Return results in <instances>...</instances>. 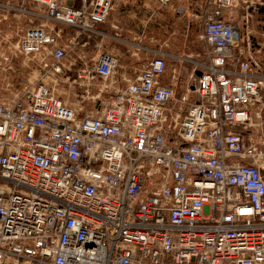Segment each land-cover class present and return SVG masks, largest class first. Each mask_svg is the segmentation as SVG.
<instances>
[{
	"label": "built area",
	"instance_id": "obj_1",
	"mask_svg": "<svg viewBox=\"0 0 264 264\" xmlns=\"http://www.w3.org/2000/svg\"><path fill=\"white\" fill-rule=\"evenodd\" d=\"M115 1L0 3V264H264V0L194 4L203 50L136 69L96 45Z\"/></svg>",
	"mask_w": 264,
	"mask_h": 264
},
{
	"label": "crops",
	"instance_id": "obj_2",
	"mask_svg": "<svg viewBox=\"0 0 264 264\" xmlns=\"http://www.w3.org/2000/svg\"><path fill=\"white\" fill-rule=\"evenodd\" d=\"M6 1L0 0V3ZM200 2L202 0H175L174 5L184 8L187 13L185 16H177L159 9L156 0H116L108 20L99 26L100 32L105 35L96 40V45H100L99 52L117 54L120 63L130 69L139 68L145 59L144 49L177 54L180 48L177 47L175 36L189 33L196 21L189 18L193 11L191 8ZM10 18H6L0 8V34H9L15 30L16 26L11 24ZM91 47L89 51L94 50L95 46Z\"/></svg>",
	"mask_w": 264,
	"mask_h": 264
},
{
	"label": "rangeland",
	"instance_id": "obj_3",
	"mask_svg": "<svg viewBox=\"0 0 264 264\" xmlns=\"http://www.w3.org/2000/svg\"><path fill=\"white\" fill-rule=\"evenodd\" d=\"M239 17L244 18L243 13H239ZM263 22H264V15L262 14L252 15L251 14L250 16L245 17L244 24L249 29V32L251 34L250 38L253 44L255 45L256 49L257 48L261 49V53H259V55H256V59H258V61L264 64V23ZM200 31H201V27L198 26L197 21H195V23L193 24V27L191 28V30H189L188 34L180 31V33H183L185 35L182 36L181 34V35L175 36L176 38L175 42L177 44V47L180 48V52H178L177 54H184V53L191 54L192 51L203 50L204 48L203 44L199 42V39L197 38L199 37ZM171 39L174 40V37H172ZM184 48L186 49V51H182ZM189 49L191 51H189ZM170 63L173 64L179 70L178 85L181 91L182 83L186 84L188 82V76L190 74V69L187 68L186 63L181 64L173 59L170 60ZM169 74L170 72L168 71V75ZM1 98L2 97L0 96V99Z\"/></svg>",
	"mask_w": 264,
	"mask_h": 264
},
{
	"label": "water",
	"instance_id": "obj_4",
	"mask_svg": "<svg viewBox=\"0 0 264 264\" xmlns=\"http://www.w3.org/2000/svg\"><path fill=\"white\" fill-rule=\"evenodd\" d=\"M258 14H264V8L260 9V10L258 11Z\"/></svg>",
	"mask_w": 264,
	"mask_h": 264
}]
</instances>
